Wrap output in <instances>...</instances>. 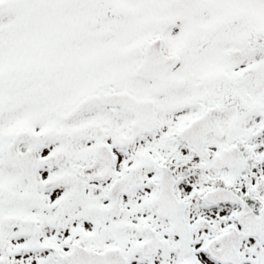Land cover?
<instances>
[{"label": "snow or ice", "instance_id": "snow-or-ice-1", "mask_svg": "<svg viewBox=\"0 0 264 264\" xmlns=\"http://www.w3.org/2000/svg\"><path fill=\"white\" fill-rule=\"evenodd\" d=\"M0 264H264V0H0Z\"/></svg>", "mask_w": 264, "mask_h": 264}]
</instances>
